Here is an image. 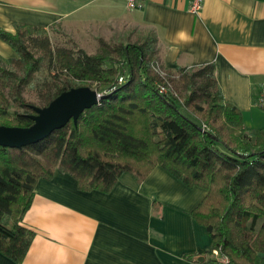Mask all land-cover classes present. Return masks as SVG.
<instances>
[{
  "label": "trees",
  "instance_id": "trees-1",
  "mask_svg": "<svg viewBox=\"0 0 264 264\" xmlns=\"http://www.w3.org/2000/svg\"><path fill=\"white\" fill-rule=\"evenodd\" d=\"M43 34L36 55L26 39ZM48 30L19 23L15 32L0 27V39L16 56L0 55V126L33 123L37 106L22 90L45 60L53 82L47 105L64 90L89 86L103 97L44 138L20 147L0 144V252L20 262L34 231L23 224L38 178L56 168L70 174L80 190H109L120 173L141 182L161 165L187 186L206 190L190 210L205 227L210 243L188 260L228 264H264V125L248 128L240 110L224 101L213 63L177 67L182 86L176 91L154 68L144 41L106 42L96 51L55 49ZM155 61V62H154ZM264 85L253 95L258 101ZM199 92L204 103L196 100ZM203 261V260H202ZM201 261V262H202Z\"/></svg>",
  "mask_w": 264,
  "mask_h": 264
},
{
  "label": "crops",
  "instance_id": "crops-1",
  "mask_svg": "<svg viewBox=\"0 0 264 264\" xmlns=\"http://www.w3.org/2000/svg\"><path fill=\"white\" fill-rule=\"evenodd\" d=\"M19 23L70 31L87 24L104 40L150 34L163 67L213 63L224 101L240 110L246 127L264 125V108L253 102L264 85V0H203L197 13L190 0H139L136 8L122 0H0V27L14 33ZM0 55L16 52L0 39ZM205 193L161 165L141 182L122 172L107 191L80 190L56 168L37 179L22 214L34 231L23 259L0 252V264H228L183 256L210 243L190 215Z\"/></svg>",
  "mask_w": 264,
  "mask_h": 264
},
{
  "label": "rangeland",
  "instance_id": "rangeland-1",
  "mask_svg": "<svg viewBox=\"0 0 264 264\" xmlns=\"http://www.w3.org/2000/svg\"><path fill=\"white\" fill-rule=\"evenodd\" d=\"M33 35L34 36L32 38L26 39V41L30 49L34 51L36 55H39L42 53V41L44 40V37L41 32ZM95 35V33L90 31V27L87 24L71 27V31L68 28L64 30L63 28L57 27L48 30V41L51 47L55 49H67L75 51L76 49L82 48L87 53H93L99 46L100 39H102L101 37ZM137 37L138 35L135 34L126 35V33H124L123 36L116 37L113 40H102L106 42L123 43L137 42L142 40L147 45L149 55H152L153 60H155V58H157V55L155 54L156 46L150 34L141 35L138 38ZM154 67L156 68L157 72L163 76H166L169 79V85L174 89L176 88L175 90L178 91V88H180L183 84V82H181L180 71H178L176 68L174 70L166 69L162 66L158 59L156 60ZM50 76L51 74L48 71L46 62L44 60L41 63L40 68L31 75L28 83L26 86H24L22 90L24 98L40 107L43 104V98L48 92L49 86L53 83L50 80ZM3 79L4 78H0V82ZM195 97L198 102L201 104L204 103V97L200 95L199 92H197Z\"/></svg>",
  "mask_w": 264,
  "mask_h": 264
},
{
  "label": "water",
  "instance_id": "water-1",
  "mask_svg": "<svg viewBox=\"0 0 264 264\" xmlns=\"http://www.w3.org/2000/svg\"><path fill=\"white\" fill-rule=\"evenodd\" d=\"M103 96L89 86L64 90L47 105L35 106L29 126H0V144L20 147L44 138L50 131L63 126L70 118L76 122L83 109L99 102Z\"/></svg>",
  "mask_w": 264,
  "mask_h": 264
},
{
  "label": "built area",
  "instance_id": "built-area-1",
  "mask_svg": "<svg viewBox=\"0 0 264 264\" xmlns=\"http://www.w3.org/2000/svg\"><path fill=\"white\" fill-rule=\"evenodd\" d=\"M127 8H136L139 7V0H122ZM203 0H190V10L194 13L199 12L202 7ZM155 68V67H154ZM156 70V68H155ZM258 101L261 106L264 107V88H262L261 92L259 93ZM213 254L218 258L220 262H226L227 258L225 256H218V252L216 249L213 250Z\"/></svg>",
  "mask_w": 264,
  "mask_h": 264
}]
</instances>
